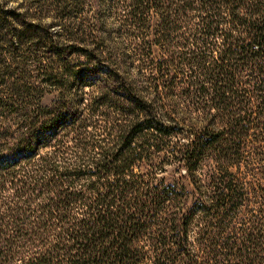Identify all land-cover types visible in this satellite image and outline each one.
Instances as JSON below:
<instances>
[{
  "label": "trees",
  "instance_id": "trees-1",
  "mask_svg": "<svg viewBox=\"0 0 264 264\" xmlns=\"http://www.w3.org/2000/svg\"><path fill=\"white\" fill-rule=\"evenodd\" d=\"M129 15L147 44L140 79L109 68L87 105L117 113L102 156H34L97 124L60 110L47 124L46 107L0 152V264H264V219L241 223L249 190L231 169L233 156H264V0H134ZM171 136L192 202L141 170ZM77 138L96 146L94 133Z\"/></svg>",
  "mask_w": 264,
  "mask_h": 264
},
{
  "label": "rangeland",
  "instance_id": "rangeland-1",
  "mask_svg": "<svg viewBox=\"0 0 264 264\" xmlns=\"http://www.w3.org/2000/svg\"><path fill=\"white\" fill-rule=\"evenodd\" d=\"M133 3L134 0H0V152H7L10 145L17 143L34 112L46 107V112H40V120L47 124L59 110L97 124L74 129L67 136H62L63 132L53 135L47 145H38L34 156H102L101 146L112 144L105 127L117 113L105 107L94 113L87 105L103 79L109 77V68L128 80L140 79L138 68L142 48L147 44L143 29L129 15ZM153 20L156 22V16ZM89 68H93L91 72L82 71ZM110 81L107 79L112 84ZM48 109L52 112L47 113ZM175 115L180 120L186 118V123H198L197 114L181 106ZM65 119L62 115L52 125H58L60 130ZM93 133L97 147L90 141L86 152L80 151L75 144L77 137ZM170 138V144L160 150L149 147L148 163L135 170H146L157 182L184 186L192 202L194 187L186 162L183 156L172 154L175 138ZM233 157L238 161L231 169L249 190V201L241 212L245 221L241 223L248 224L246 221L254 220L257 213L264 219V156L246 153ZM208 169L209 165L198 170L205 174ZM262 250L264 255V245Z\"/></svg>",
  "mask_w": 264,
  "mask_h": 264
}]
</instances>
